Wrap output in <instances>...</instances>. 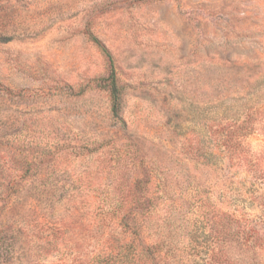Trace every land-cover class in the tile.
I'll use <instances>...</instances> for the list:
<instances>
[{
    "label": "rangeland",
    "instance_id": "1",
    "mask_svg": "<svg viewBox=\"0 0 264 264\" xmlns=\"http://www.w3.org/2000/svg\"><path fill=\"white\" fill-rule=\"evenodd\" d=\"M133 241L110 264H264V0H0V264Z\"/></svg>",
    "mask_w": 264,
    "mask_h": 264
},
{
    "label": "trees",
    "instance_id": "2",
    "mask_svg": "<svg viewBox=\"0 0 264 264\" xmlns=\"http://www.w3.org/2000/svg\"><path fill=\"white\" fill-rule=\"evenodd\" d=\"M90 37L92 38L93 41L97 42L98 45L101 47V49L106 53L107 56H109L108 51L106 50V48L101 45L98 41V39L96 37H94L93 35H90ZM110 57V56H109ZM106 82L104 83V85L107 87L108 91H109V95H110V111L111 114L115 117V118H119L120 117V113H121V109H122V91H121V87L118 85L117 80H116V76H115V72L114 69L111 68L110 72L108 73L107 77L105 78ZM251 117V114L249 113H245V117L244 119H242V125L248 126L250 128V126L248 125V123L254 119ZM238 125H236V127L239 126V123H237ZM243 126V127H245ZM250 131L252 130V127L249 129ZM249 131V132H250ZM235 143L237 145H240V140L238 142L235 141ZM244 156L242 155H234V157L231 158V160L233 161H237L238 164H240L243 161ZM245 162V161H244ZM142 177H137L132 186L129 188V190L125 191V197L128 199L129 203H128V207H127V214L126 216L128 217L127 219L124 220H120L119 221V227L121 228V230H123L124 232H128V233H138L137 229H131L129 226V222L130 220H135L136 217L140 214H143L147 211H149L152 207L153 204V200L150 194H148V186L151 183V169L147 166L144 165L142 166ZM111 203V202H109ZM243 216H245L244 212L240 213ZM245 221L247 222V227H248V236H252L253 233H255L257 231V226L259 224H261L262 222L257 220V219H253L250 217L244 218ZM135 238V236H134ZM137 238V237H136ZM135 241H133L132 243L128 244V243H119L118 245V251L115 252V254L110 253L108 254V256H103L102 254H95L92 257L91 263L90 264H110L111 263V257L114 258H122L126 260V258H128V250H125L126 246L129 247H133L132 249L134 250V246L135 245ZM142 247H146L144 244H141ZM219 259V258H218ZM220 259L217 261L216 263L219 264Z\"/></svg>",
    "mask_w": 264,
    "mask_h": 264
}]
</instances>
